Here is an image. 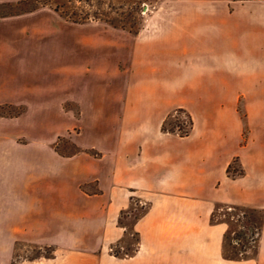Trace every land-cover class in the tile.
Masks as SVG:
<instances>
[{
    "label": "crops",
    "instance_id": "1",
    "mask_svg": "<svg viewBox=\"0 0 264 264\" xmlns=\"http://www.w3.org/2000/svg\"><path fill=\"white\" fill-rule=\"evenodd\" d=\"M127 54L124 90L110 98L117 108L95 116L105 129L85 147L96 154L53 156L51 194L32 197L29 219L0 222V257L22 240H71L87 249L41 264H264V145L246 121L244 77L214 69L213 53L197 43L136 42ZM176 110L191 119L186 137L164 130ZM69 175L71 187L63 184ZM133 194L148 202L131 225L141 248L131 259L112 260L97 248L124 235L119 216L134 206ZM222 205L254 215L261 238L253 256L227 252L226 228L213 217ZM45 214L46 222L37 219Z\"/></svg>",
    "mask_w": 264,
    "mask_h": 264
},
{
    "label": "rangeland",
    "instance_id": "2",
    "mask_svg": "<svg viewBox=\"0 0 264 264\" xmlns=\"http://www.w3.org/2000/svg\"><path fill=\"white\" fill-rule=\"evenodd\" d=\"M136 42L208 47L214 69L244 77L246 121L257 127L264 145V0H0V222L29 219L32 197L51 194L56 184L47 172L54 155L96 154L85 148L105 129L95 116L117 108L110 98L124 90L120 79ZM14 54L20 57L10 61ZM73 183L71 175L63 178V184ZM235 207L238 212L230 213L219 206L213 217L226 228L227 252L242 260L256 247L240 227L260 226L252 213ZM143 210L134 205L122 211L118 227H126L124 235L110 236L97 253L117 261L125 253L135 257L140 239L131 225ZM15 243L14 253L0 257L6 264H41L87 249L71 240Z\"/></svg>",
    "mask_w": 264,
    "mask_h": 264
},
{
    "label": "built area",
    "instance_id": "3",
    "mask_svg": "<svg viewBox=\"0 0 264 264\" xmlns=\"http://www.w3.org/2000/svg\"><path fill=\"white\" fill-rule=\"evenodd\" d=\"M172 117L177 120V125L174 126V133L181 136V137H186L189 135L192 127V122L188 114L183 111V110H176L175 112L172 113ZM132 201L135 206H138L142 209H146L148 207V202L137 198L134 194L132 196ZM226 211L230 213H236L238 212V208L235 206H226ZM243 213H239L236 215L238 219L243 217ZM234 218V216H233ZM244 231V237L246 241H248V245L251 247H257L258 242L261 238V229L258 226H252L248 228V230L244 229L243 227H240ZM125 230V228H124ZM247 231V232H246ZM246 232V233H245ZM240 241H237L236 243L238 244ZM141 248V246H140ZM140 249L138 251H135V253H139ZM110 252H112V255L114 258H116V254L114 255L113 250L110 249ZM247 252L246 250H241L240 251V256L244 257V253ZM125 259H131L133 258L132 256L128 255L127 253L124 254Z\"/></svg>",
    "mask_w": 264,
    "mask_h": 264
},
{
    "label": "trees",
    "instance_id": "4",
    "mask_svg": "<svg viewBox=\"0 0 264 264\" xmlns=\"http://www.w3.org/2000/svg\"><path fill=\"white\" fill-rule=\"evenodd\" d=\"M172 116V114L169 116V118H168V120H167V122L165 123V126H164V130L165 131H167V132H170V133H174L173 131V129H174V126L175 125H177V120H175L173 117H171ZM170 119V120H169ZM171 119H174L175 121H174V125L173 126H171V128L169 127L168 128V126L170 125V123H169V121H171ZM229 172H230V170H229Z\"/></svg>",
    "mask_w": 264,
    "mask_h": 264
}]
</instances>
